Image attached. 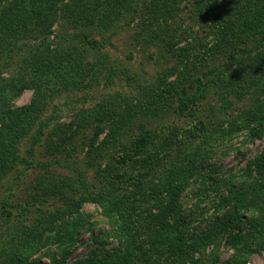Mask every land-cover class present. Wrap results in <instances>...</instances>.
Segmentation results:
<instances>
[{
  "label": "trees",
  "instance_id": "16d2710c",
  "mask_svg": "<svg viewBox=\"0 0 264 264\" xmlns=\"http://www.w3.org/2000/svg\"><path fill=\"white\" fill-rule=\"evenodd\" d=\"M181 2L190 4L192 17L202 19L205 28L199 25L207 32L202 39L208 35L206 42L212 40L210 47H201V39H193L178 48L183 52L182 64L193 59L207 65L208 57L219 53L227 55L233 66L230 72L211 63L207 72L213 74L212 83L203 72L197 78L199 95L197 91L187 95L183 109L189 113L199 98L207 96L209 87H215L221 99L217 108L220 118H197L182 138L192 148L186 152L176 132L161 127L159 131L142 129L128 144L119 140L120 149L112 156L115 167L108 164L101 172L106 189L81 195L74 206L63 211L42 213L25 224L14 239L0 233V264H28L50 240L57 246L52 264H157L175 256L202 255L205 245L210 244L215 252L211 264H244L250 254L264 253V244L245 240L262 230L264 146L250 153L234 172L225 173L209 162L226 138H240L234 150L238 156L245 143L264 137V0H0V181L18 165L33 160L44 129L50 126V117L39 118L40 111L62 84L69 83L75 74H84L82 55L64 47L70 33H57L56 25L68 23L76 30L78 42L95 49L102 47L104 40L96 35L112 30L121 20L127 25L142 13L148 32L143 30L140 39L147 43L156 32L161 43L172 49L174 43L182 41L184 29L195 28L170 23L173 10L176 15L182 13ZM156 28L167 31L169 38ZM170 37L174 38L172 43ZM27 88L33 93L30 102L16 105L14 100ZM240 101L249 106L244 103L235 116L222 118ZM74 114L71 122H62L55 130L77 133L82 123L94 117L92 110ZM115 133V137L120 136V132ZM206 137L212 140L203 142ZM113 139L111 136L108 141ZM197 141L201 142L195 147ZM59 182L46 181L45 192L55 188L54 194H59L65 184ZM207 182L215 192L210 198L211 211L201 220L198 196ZM192 185L198 186L192 193L196 201L192 209H185L183 197ZM85 202L97 205L106 219L107 229L100 236L105 240L93 234L96 245L85 256L66 263L79 227L84 225L80 208ZM8 213L5 203L0 202V217ZM109 238L113 243L105 246ZM220 240L235 248L232 257L224 261L214 248Z\"/></svg>",
  "mask_w": 264,
  "mask_h": 264
},
{
  "label": "rangeland",
  "instance_id": "374dc122",
  "mask_svg": "<svg viewBox=\"0 0 264 264\" xmlns=\"http://www.w3.org/2000/svg\"><path fill=\"white\" fill-rule=\"evenodd\" d=\"M180 7L184 8L182 13L176 15L177 13L173 10L169 17L170 23L180 28L191 24L197 30L184 29L182 41L174 43L172 49L161 43V40L155 36L156 32L151 33L154 36L152 38L150 35L151 39L147 43L140 39L138 35L144 33L145 18L141 16L142 13L127 25L121 20L112 30L96 35L99 40H104H102L103 46L95 49L78 42L77 36H74L76 30L73 31L68 23L64 24L66 29L55 26L57 33H63L65 30L70 33L64 47L70 48L73 54L77 52L82 55L81 65L84 74L82 77L75 74L69 83L62 84L57 94L51 96L49 104L43 106L40 111L39 118L50 117V126L44 129V134L35 148L33 160L18 165L0 181V202L5 203V209L9 212L0 217V233L7 234L8 239H14L18 233L24 231L25 224L37 220L42 213L63 211L69 206H74L81 195L105 190L106 182L103 181L101 172L108 164L112 163L111 166H114L112 156L120 149V145L128 144L142 129L159 131L161 127L164 131H175L178 139H182L184 134H188L197 118L206 121L220 118L217 108L221 99L219 88L215 87H209L207 96L199 98L189 113L183 109L187 95L190 96L194 91H197L199 95L197 78L203 72L208 74L206 81L212 83L213 74L207 72V67L211 63L230 72L233 71V66L228 61L227 55L219 53L209 56L207 65L197 63L193 59L187 65L182 64L183 52L180 53L178 48L186 46V42L193 39H201V47L205 44L210 47L212 40L209 39V42H206L208 35L202 39L207 33L202 31L205 25L201 18L197 19L188 13L190 4L184 5L181 2ZM115 29L117 30L114 33ZM156 30L160 32V35L169 38L168 32L163 28H156ZM144 31L148 32L147 29ZM176 31L179 35H183L180 30ZM170 39L172 43L174 38L170 37ZM75 61L76 59H73L71 62ZM225 91L222 92V96ZM32 94V89L27 88L14 100V103L28 104ZM236 103L233 105L235 108L228 115L223 114L222 118L235 116L240 111L238 109L244 107L245 101ZM139 105L144 109L141 112L137 107ZM248 106L249 104H246V107ZM81 110H92L94 117L87 120L88 123H82L83 128L77 133H63L55 130L58 124L71 122L75 116L74 112ZM182 110L183 114H181ZM212 128L213 126L210 125L209 131H212ZM112 130L120 132V136L115 137L116 133ZM57 132H59L58 135H56ZM206 134L209 136L208 133ZM109 136L114 139L108 141ZM207 137L203 142L212 140V137ZM226 139L209 160L213 163V167H221L220 170H224L225 173L238 170L250 153L264 146L263 137L262 140L251 144L245 143L239 149L238 156H235L234 150L237 149L240 138ZM60 140L62 143H59ZM182 141L185 143L184 139ZM200 142H194V146L196 147ZM190 148V144L186 142L182 151L186 152ZM46 181H62L59 184L62 185L63 182L65 184L59 194H54L57 192L55 188L46 193L47 187L44 189ZM204 186V191L198 196L201 199L198 200L201 207L199 212L204 214L201 215V220H206L209 215L210 198L215 192L214 189L211 190L214 186L209 182ZM197 188V185H192L191 190L184 194L185 209L193 208L196 198L192 197V193ZM80 210L83 213L81 220H84V225L79 227V233L72 246L73 251L66 259V263L85 256L96 245L94 236L100 237L101 232L107 229L106 219L101 215L97 205L85 202ZM67 218L70 220L69 217ZM260 224H262L260 235L245 240L251 244L256 242L264 244V217L260 219ZM99 239L105 240L104 237ZM112 243L113 241L109 238L105 246H110ZM215 247L221 261L231 258L235 252V248L225 244L224 240H220ZM212 248L211 244L205 245L202 255L196 253L193 258L175 256L162 259L157 264H211L215 254ZM56 251V243L50 240L30 257L28 264H52V257L55 256ZM196 258H198L197 261ZM244 264H264V253L250 254Z\"/></svg>",
  "mask_w": 264,
  "mask_h": 264
}]
</instances>
